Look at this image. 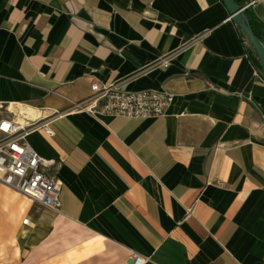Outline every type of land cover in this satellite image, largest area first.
Instances as JSON below:
<instances>
[{
    "label": "crops",
    "instance_id": "1",
    "mask_svg": "<svg viewBox=\"0 0 264 264\" xmlns=\"http://www.w3.org/2000/svg\"><path fill=\"white\" fill-rule=\"evenodd\" d=\"M245 3L264 44V0ZM229 15L223 0H0V116L46 117L53 132L27 139L61 181L22 264H264V77ZM92 81L173 101L91 112Z\"/></svg>",
    "mask_w": 264,
    "mask_h": 264
},
{
    "label": "built area",
    "instance_id": "2",
    "mask_svg": "<svg viewBox=\"0 0 264 264\" xmlns=\"http://www.w3.org/2000/svg\"><path fill=\"white\" fill-rule=\"evenodd\" d=\"M168 60L162 62L168 65ZM93 93L80 106L91 112L128 117L162 116L173 101L172 94L164 88L127 90L115 85L99 87L92 81ZM5 106L0 105L3 110ZM7 114L0 116V181L27 197L57 210L61 181L57 175L58 161L45 157L35 150L27 135L37 128L52 133L46 117L36 111L26 116L18 103L7 108ZM25 218L23 223L27 222ZM132 264H143L145 258L138 252L132 253Z\"/></svg>",
    "mask_w": 264,
    "mask_h": 264
},
{
    "label": "rangeland",
    "instance_id": "3",
    "mask_svg": "<svg viewBox=\"0 0 264 264\" xmlns=\"http://www.w3.org/2000/svg\"><path fill=\"white\" fill-rule=\"evenodd\" d=\"M28 214L35 218L33 221L37 226L27 238H18L19 226L24 222L22 219H29ZM50 214L41 203L0 182V264H22L24 255L32 246V236L48 230Z\"/></svg>",
    "mask_w": 264,
    "mask_h": 264
},
{
    "label": "water",
    "instance_id": "4",
    "mask_svg": "<svg viewBox=\"0 0 264 264\" xmlns=\"http://www.w3.org/2000/svg\"><path fill=\"white\" fill-rule=\"evenodd\" d=\"M223 2L230 13L229 16L232 17L236 25H239L243 29L247 39H249L252 44L260 61L258 72L264 77V44L261 39L258 38L253 25L250 23L247 10H245L247 3L238 5L235 0H223Z\"/></svg>",
    "mask_w": 264,
    "mask_h": 264
},
{
    "label": "bare ground",
    "instance_id": "5",
    "mask_svg": "<svg viewBox=\"0 0 264 264\" xmlns=\"http://www.w3.org/2000/svg\"><path fill=\"white\" fill-rule=\"evenodd\" d=\"M18 107L19 109L23 112V114H25L26 116H34L35 112H36V108L33 106V105H30L28 103H18ZM11 189L17 191L16 189L10 187ZM19 192V191H18ZM21 193V192H19ZM22 194V193H21ZM47 209L50 211V216H51V219H50V223H54L53 219H54V214H55V211L50 209L49 207H47ZM29 220L33 221V219H35L32 215L28 214L27 215ZM29 220H27L26 223H22L20 224L19 226V229H18V232H17V237L18 238H21V239H25L29 236V234L32 232L33 230V224L32 222L30 223ZM23 221V219H22Z\"/></svg>",
    "mask_w": 264,
    "mask_h": 264
},
{
    "label": "trees",
    "instance_id": "6",
    "mask_svg": "<svg viewBox=\"0 0 264 264\" xmlns=\"http://www.w3.org/2000/svg\"><path fill=\"white\" fill-rule=\"evenodd\" d=\"M235 1H236V3L238 5H242V0H235ZM237 27H238V31H239V34H240V38L243 40L245 49L247 50V53L249 54L253 64L255 65L256 68H260V61L258 59L257 54L254 51V48H253L252 44L250 43L249 39H247V36L245 35L243 29L239 25H237ZM253 28H254V31H255V27L254 26H253ZM255 33H256V31H255Z\"/></svg>",
    "mask_w": 264,
    "mask_h": 264
}]
</instances>
